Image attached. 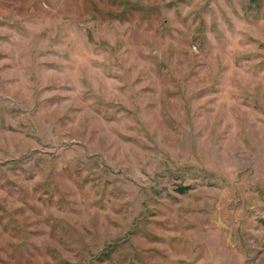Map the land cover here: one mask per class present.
Segmentation results:
<instances>
[{
	"label": "rangeland",
	"instance_id": "1",
	"mask_svg": "<svg viewBox=\"0 0 264 264\" xmlns=\"http://www.w3.org/2000/svg\"><path fill=\"white\" fill-rule=\"evenodd\" d=\"M0 264H264V0H0Z\"/></svg>",
	"mask_w": 264,
	"mask_h": 264
}]
</instances>
